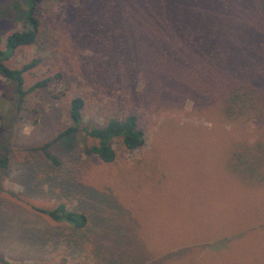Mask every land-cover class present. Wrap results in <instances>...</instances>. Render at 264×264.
Returning a JSON list of instances; mask_svg holds the SVG:
<instances>
[{
    "label": "rangeland",
    "instance_id": "rangeland-1",
    "mask_svg": "<svg viewBox=\"0 0 264 264\" xmlns=\"http://www.w3.org/2000/svg\"><path fill=\"white\" fill-rule=\"evenodd\" d=\"M23 1L0 0V38L24 28ZM255 2L44 1L36 43L6 65L36 61L25 90L58 81L17 107L0 76V264H264V181L230 168L240 145L264 159ZM241 82L258 85V113L229 121L224 98ZM74 97L95 127L134 115L144 146L114 142L115 160L103 163L95 140L54 141ZM59 204L84 213L87 227L34 211Z\"/></svg>",
    "mask_w": 264,
    "mask_h": 264
},
{
    "label": "trees",
    "instance_id": "trees-1",
    "mask_svg": "<svg viewBox=\"0 0 264 264\" xmlns=\"http://www.w3.org/2000/svg\"><path fill=\"white\" fill-rule=\"evenodd\" d=\"M45 0H24L23 1V24L22 30H17L5 38H0V76L15 86L17 96V107L21 106L23 99L36 89H45L53 81H58L55 76L50 79H43L34 83L29 89L23 88V75L36 66V61L24 65L20 69H11L6 62L12 59L18 49L32 46L36 43L41 27L40 15L42 5ZM255 12L259 20L263 36L260 43L261 53L264 57V0H256L254 5ZM259 88L254 82H241L233 84L224 98L223 114L229 121H247L253 113H258L259 108ZM85 108L84 100L81 97H74L68 104V120L70 125L61 132L54 141L67 136L83 135L86 138L95 140L97 144L91 148V152L103 163H112L115 160V151L112 148L114 142H118L125 150L134 151L142 148L145 143L144 133L138 129L137 120L134 115L119 119L109 118L102 127H95L90 122H86L83 117ZM47 145L40 148L47 158L51 156L46 152ZM261 150L264 157V147ZM258 151L253 147L240 145L234 149L230 155L231 171L238 174H247L248 179L263 182L259 178L261 173V162L257 161L255 155ZM53 160V159H52ZM0 164L6 167V158L1 159ZM34 211L47 216L55 222L70 225L74 230H83L88 225V218L84 213L70 210L65 204H59L52 210L34 209ZM9 264V263H7ZM46 264V263H41ZM83 264V263H76Z\"/></svg>",
    "mask_w": 264,
    "mask_h": 264
}]
</instances>
